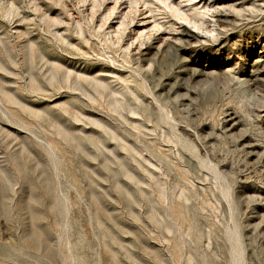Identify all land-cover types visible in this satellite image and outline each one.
<instances>
[{
  "label": "rangeland",
  "instance_id": "rangeland-1",
  "mask_svg": "<svg viewBox=\"0 0 264 264\" xmlns=\"http://www.w3.org/2000/svg\"><path fill=\"white\" fill-rule=\"evenodd\" d=\"M0 264H264V0H0Z\"/></svg>",
  "mask_w": 264,
  "mask_h": 264
}]
</instances>
